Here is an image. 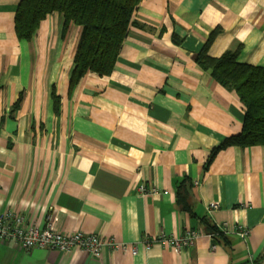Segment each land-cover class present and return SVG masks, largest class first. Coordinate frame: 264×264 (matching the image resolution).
<instances>
[{
  "label": "crops",
  "instance_id": "0c3cea01",
  "mask_svg": "<svg viewBox=\"0 0 264 264\" xmlns=\"http://www.w3.org/2000/svg\"><path fill=\"white\" fill-rule=\"evenodd\" d=\"M20 1L0 0V215L127 248L93 257L0 239V264L264 257V144L221 147L242 131L245 105L198 60L204 48L216 57L240 48L242 61L264 66V0H141L112 71L72 85L82 27L64 30L54 12L20 39ZM188 229L200 231L191 247L146 246Z\"/></svg>",
  "mask_w": 264,
  "mask_h": 264
},
{
  "label": "trees",
  "instance_id": "16d2710c",
  "mask_svg": "<svg viewBox=\"0 0 264 264\" xmlns=\"http://www.w3.org/2000/svg\"><path fill=\"white\" fill-rule=\"evenodd\" d=\"M141 0H21L15 17L20 39L29 40L41 22L54 12L63 16V29L71 23L82 27L70 85L88 72L109 74L115 66ZM241 49L212 56L204 48L198 60L226 87L234 90L245 105L242 131L225 139L221 147L264 144V66L240 59ZM219 233V229L212 231ZM223 234V232H221Z\"/></svg>",
  "mask_w": 264,
  "mask_h": 264
},
{
  "label": "built area",
  "instance_id": "2783aa9c",
  "mask_svg": "<svg viewBox=\"0 0 264 264\" xmlns=\"http://www.w3.org/2000/svg\"><path fill=\"white\" fill-rule=\"evenodd\" d=\"M155 189H147L141 186L139 191L142 193H150ZM213 208H217L216 203L212 204ZM249 231L240 229L239 234L246 237ZM200 235L197 229H188L179 237L172 239L167 234H161L154 239L145 240L146 246L150 247L155 242H165L171 240L175 251H180L185 247H191L195 244L196 239ZM0 239L14 240L18 245L25 249L34 247L59 250L63 252H71L74 248L79 247L93 257H100L106 245L113 249L126 250L127 245L118 243L115 239L106 240L96 233L86 231L61 232L56 230L52 224L41 229L37 225L26 223L22 216L3 214L0 215ZM136 252V250H135ZM248 264H264V257L258 258L250 255Z\"/></svg>",
  "mask_w": 264,
  "mask_h": 264
}]
</instances>
